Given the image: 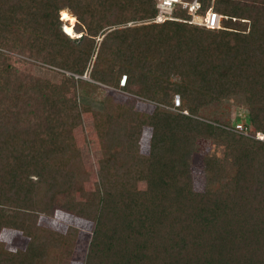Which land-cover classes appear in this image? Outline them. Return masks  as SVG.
<instances>
[{
    "label": "trees",
    "instance_id": "trees-1",
    "mask_svg": "<svg viewBox=\"0 0 264 264\" xmlns=\"http://www.w3.org/2000/svg\"><path fill=\"white\" fill-rule=\"evenodd\" d=\"M2 1L14 15L12 22L1 7L0 23L10 20L14 27L20 20L24 27L11 46L72 71L62 74L65 83L84 70L72 62L70 48L61 51V41H71L61 30L68 14L76 39L96 49L92 80L119 87L124 78L123 90L178 111L154 105L143 113L107 99L92 110L59 93V84L37 78L46 115L35 123L29 117L34 91L16 83L17 70L0 58V229L28 238L15 251L0 241V264H67L77 230L38 223L39 213L55 208L94 220L84 264H264V140L227 128V110L218 112L222 104L245 107L246 119L237 120L264 138V0H197L199 15L211 7L222 16L218 28L193 25L181 7L171 19L153 21L155 0ZM131 21L145 23L126 25ZM165 67L177 81L156 79ZM79 110L93 117L104 164L85 201L71 185L76 176L84 178L69 119ZM142 125L152 129L146 155L137 144ZM64 135L72 154L54 163ZM199 137L237 150V174L244 182L249 169L252 183L238 187V179L224 178L222 159L204 154L209 175L196 191L189 163ZM139 178L146 187L136 186Z\"/></svg>",
    "mask_w": 264,
    "mask_h": 264
},
{
    "label": "rangeland",
    "instance_id": "rangeland-1",
    "mask_svg": "<svg viewBox=\"0 0 264 264\" xmlns=\"http://www.w3.org/2000/svg\"><path fill=\"white\" fill-rule=\"evenodd\" d=\"M184 1L187 0L173 2L171 5L172 12L177 10L178 7L185 8V5L182 3ZM155 2L156 5H165L162 3V0H155ZM1 4L0 8L2 7V12H7L6 16L8 19H10L11 16L14 15L11 11L13 8L12 5L8 4L7 1H2ZM65 17L63 19V23L61 24V30L64 34H67V36L71 38V41H68L67 39L62 40L61 44L64 46V50L61 51H65L68 50L66 48H70L71 50L69 51L74 57L72 62L75 60L76 63H79L78 66L84 69L81 74L74 75L76 77L75 81L70 84L64 82L62 79V74L64 73L72 75V71L62 67L58 63H52L47 60L31 57L30 55L21 51V46L18 47L19 49L17 47H12L11 44H13V41L18 38V35L16 34H18L20 31H24V27L20 20L17 21V23H13L14 27H9V21H12V19L6 20L1 17L3 20H1L2 22L0 24L4 26V28H0V58L8 63V66L17 70L15 72V75H17V80H15L16 83L27 84L29 85L28 87L30 88V91H34V94L31 96L33 102L32 110H30L29 113V117L33 122L37 123V120L42 122V119H44L46 115L45 99L40 96L41 90L37 84V78L45 80L47 86L51 84H59V93L65 95L68 98L76 99L80 104L88 105L92 110H100L103 101L107 99L113 101L114 103L125 104L143 113L151 112L154 105H158L161 109H168L174 112L178 111L177 109H172L170 105L161 103L159 104L147 98H143L123 90L120 88V80L119 87L92 80L89 76V71L94 61L96 49L93 52L86 42H84L82 39H76V36L79 34L74 32L73 23L70 25L69 20ZM141 23L145 22L131 21L126 25L132 26ZM192 24L199 26L196 23ZM69 26L71 30H69ZM36 36L43 38L41 32H37ZM100 38L101 37H98V40H100ZM23 45L28 47V42L24 41ZM87 53L90 55L88 58H85L87 57ZM177 76L178 74L174 73L167 67L161 69L158 74L155 75L157 80H166L171 82L177 81ZM31 82H34V88L30 87ZM225 111V115L230 120V125L227 127L229 129H232V126L236 123V121L241 122V120H237L238 118L243 120L246 119L247 110L243 106L238 107L234 103H229L228 106L222 104L219 107L218 112ZM69 119L71 122V131L75 147L79 150V158L84 173L83 179L76 176L71 185L74 189L76 199L85 201L89 200L90 193L95 190L97 183H99L102 179L99 178L98 175L99 169L104 166L102 147L97 137L93 124V117L90 112L79 110L78 113L71 115ZM151 131L152 129L149 125H142L140 128L137 144L138 151L141 154L146 155L149 152V137L151 135ZM248 137L254 139L252 136ZM255 140L257 139L255 138ZM6 141H4L3 144H5ZM67 142L66 136L64 135L62 137L63 151L60 153L61 155L53 158L52 162L59 163L63 158H67L70 154H72L74 146ZM4 147V145H0V152L4 150ZM194 147L195 150L191 154L189 165L191 168L190 170L193 187L196 191L203 190L205 186L204 184L206 183L209 175L205 172L203 167L204 154H212L222 159L223 166L225 168L223 173L224 178L238 179L240 181V185L238 184V187H247L250 183H252L253 180L250 177L252 173L249 169H245L244 171L246 178L244 182L242 173L240 175L237 174V166L234 165L233 162V158L235 154H237V150L233 148H225L223 144H215L212 142V139L208 137H199L196 139ZM32 178L35 179V176H32ZM32 183V192H29V196L31 197L36 196L37 193V186L35 185V182ZM214 184L217 186L219 182H215ZM136 186L138 188L146 187L145 180L140 178L137 179ZM38 223L43 226L54 228L60 232H65L68 228L76 229L77 234L75 238V244L72 249L71 256L67 260V264H84L89 242L95 226L94 220L70 213L63 208H55L54 210H51L50 214L39 213ZM0 241L4 243L6 248L11 251H15L18 248H23L26 246L28 238L24 236L20 230L5 227L0 229Z\"/></svg>",
    "mask_w": 264,
    "mask_h": 264
},
{
    "label": "built area",
    "instance_id": "built-area-1",
    "mask_svg": "<svg viewBox=\"0 0 264 264\" xmlns=\"http://www.w3.org/2000/svg\"><path fill=\"white\" fill-rule=\"evenodd\" d=\"M163 6L157 5L158 12L156 16L154 17L153 21L160 22L165 19H171L172 16V8L171 5L174 1H169L168 4H166L165 0H162ZM179 2V1H178ZM183 5H185V8H187V12L190 14V18L188 19V22L190 23H196L198 25L205 26L207 28H218L220 27V21H221V15L215 11L212 10L210 7L204 15H199L197 13V9L199 8V2L197 0H192L189 2H182ZM200 17H199V16ZM124 83V78L121 80V84ZM179 104L178 97L174 100V106H177ZM174 109V108H172ZM183 113H186L185 110H183ZM232 130L238 133H242L246 136H252L256 139L263 140V135L259 132L253 133L249 129H247L242 122H236L232 126Z\"/></svg>",
    "mask_w": 264,
    "mask_h": 264
},
{
    "label": "bare ground",
    "instance_id": "bare-ground-1",
    "mask_svg": "<svg viewBox=\"0 0 264 264\" xmlns=\"http://www.w3.org/2000/svg\"><path fill=\"white\" fill-rule=\"evenodd\" d=\"M169 1L171 2V1H178V0H165V2H166V4H168L169 3ZM66 17L65 18H67L68 20H69V24L71 25L72 23H74V20H75V18L73 17V16H70V15H65ZM69 30H71V28H70V26H69Z\"/></svg>",
    "mask_w": 264,
    "mask_h": 264
},
{
    "label": "clouds",
    "instance_id": "clouds-1",
    "mask_svg": "<svg viewBox=\"0 0 264 264\" xmlns=\"http://www.w3.org/2000/svg\"><path fill=\"white\" fill-rule=\"evenodd\" d=\"M178 1H179V0H178ZM178 1H177V2H178ZM174 2H176V1H174Z\"/></svg>",
    "mask_w": 264,
    "mask_h": 264
}]
</instances>
